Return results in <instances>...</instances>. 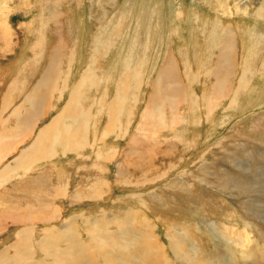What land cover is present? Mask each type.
Masks as SVG:
<instances>
[{"label": "rangeland", "instance_id": "rangeland-1", "mask_svg": "<svg viewBox=\"0 0 264 264\" xmlns=\"http://www.w3.org/2000/svg\"><path fill=\"white\" fill-rule=\"evenodd\" d=\"M53 1L6 0L5 7L0 6L3 14L9 18L11 27L7 29L0 24V28H3L0 29V254L4 251L6 254L3 264H264V19L258 16L261 13L264 16V0H226L224 10H228V6L231 14H224L221 9L217 12L213 10L212 7L216 6L212 3L217 4V0H60V4L54 6L51 5ZM1 2L0 5L3 4ZM236 7L243 10L237 12ZM72 11H77L79 15H76L77 24L83 31L82 35L77 31L72 34L65 25ZM58 12L64 15L57 24L50 17ZM119 13L126 14V18H119L121 21L118 24L121 26L115 23L118 22V18L116 21L115 18L120 16ZM217 13L223 14L225 17L222 18L231 26H234L233 23H242L243 26L240 29L233 27L225 35L213 28L210 36V32H205L208 27H202L199 18L211 21L209 16L215 18L219 16ZM2 19L3 15L0 16ZM43 22L47 23L45 25L49 30L42 25ZM147 23L148 29L144 32L143 27ZM29 24L43 30V39L39 40L41 45L35 44L41 34H32V27H27ZM138 24L142 27H137ZM243 27L248 31L247 35L242 33ZM134 29H137L136 33ZM6 30L12 33L7 34ZM141 31L140 40L135 42ZM96 33L100 41L95 42V48H92ZM217 38L230 41L232 47L228 49L229 46L223 45ZM32 42L41 53L28 66V75L23 76L19 67L29 60V56H33L30 46L23 55L26 44ZM141 43L147 45L145 51L140 50ZM219 43H222L221 47ZM23 56H26L25 61L12 67L14 61L18 64ZM245 56L249 60V63L245 60L247 67L253 66L256 72H248L249 83H246L249 85L242 87L243 91L236 96L241 72L245 70L244 66L241 67L244 62L241 57ZM168 57L178 62L177 77L181 78L180 84L184 82V91L188 92L187 102L182 103V98L174 96L173 81L156 85L162 69L170 61ZM112 60H116V71L111 69L113 66L109 69ZM130 60L133 61V70L136 68L139 72L136 77L133 72L128 76L131 70L125 71V63ZM188 61L190 67L193 66L191 71ZM202 61L208 68L218 71L220 84L215 85L214 78L199 71V67H203L200 66ZM52 63V76L59 73V68L62 73L58 81L54 76L56 88L45 98V102L40 101L46 88L39 82ZM85 64L91 65L86 71L87 75L93 70V75L108 79L106 87L109 93L108 89L103 90L105 86L94 85L93 89L89 86L91 89L85 94L83 89L88 86L84 87L81 94L85 99L80 102L81 109L90 106V100L94 103L95 99L87 96L93 93L96 98L97 92L105 94L102 104L105 103L109 109L120 89L117 82L125 79V83L131 84L129 89L125 87L119 92L121 95L126 93L125 104L118 120L117 116L112 120L113 124L116 121L120 125L116 131L115 128L110 130L107 138H103L102 129L110 125V118L108 114L105 115L106 112L103 113L104 109L96 125L94 121H97V117L94 114L90 116H93L92 122L88 119L87 123L96 126L95 130L98 126L94 132L93 128L87 127V131L83 128L87 133H80L82 128L78 127L75 119V125L78 123L75 129V125H72L75 117L68 112L64 116L63 126L57 125L58 117L64 112L61 108L65 110V104ZM157 90H162L164 99H152V94ZM39 103H43L42 113L36 118L29 117L33 120L28 123L27 116L34 112V107ZM87 107L82 109L84 113ZM51 125L56 127V131L51 130L53 133L49 135L55 136L61 133V129L62 133L69 130L74 136L71 140L76 147L71 142L75 149L70 146L68 148L72 150L67 148L64 151L58 143L50 155L48 147L53 137L43 147L49 158L19 166L18 159L28 152L31 145L37 144L39 132ZM122 125L124 127L120 129ZM92 134H99V139L93 142ZM78 137L86 140L80 141ZM87 141L92 143L88 142L90 146L87 143L85 148ZM103 154L109 157L107 161ZM65 165L70 167L71 172L55 182L54 168ZM95 170L100 173V185L103 183L104 191L99 197H92L94 194L91 195L86 180V176L91 177ZM197 175L214 182L212 189L195 182L192 177ZM190 184L194 187L189 188ZM217 185H224L226 193L222 189H214ZM73 191H79L81 202L71 203ZM199 191L206 195L205 198ZM69 193L72 194L68 196ZM243 202L248 203L249 211L242 206ZM236 210L241 211L242 216ZM128 220L136 236L127 241L125 239L129 238L124 237L122 232L127 224L121 225L120 222ZM69 222L79 237L89 243L88 250L81 256L68 248L69 239L65 231ZM173 225L182 230L179 238L186 257L177 258L171 246L169 235L173 233ZM142 232L151 235L149 243L152 250L145 240L139 239L137 242L136 237ZM89 233L94 239L92 242ZM100 235L112 236L115 243L108 240L104 248L100 247L97 241ZM128 245L130 248H127Z\"/></svg>", "mask_w": 264, "mask_h": 264}, {"label": "bare ground", "instance_id": "bare-ground-1", "mask_svg": "<svg viewBox=\"0 0 264 264\" xmlns=\"http://www.w3.org/2000/svg\"><path fill=\"white\" fill-rule=\"evenodd\" d=\"M156 1V0H155ZM4 2H6V0H2V2L1 3H3L2 5H0V6H3V7H5L4 5ZM158 3H159V1H158ZM56 4H60V0H54L52 3H51V5H56ZM130 5H131V3H129ZM214 6H216L215 8L214 7H212V9L213 10H215L216 12H217V10H220L221 9V11L225 14V13H227V14H231V10L229 9V7L227 6V9L228 10H224L225 9V7H226V0H217V4H215V2L214 3H212ZM222 5H225V6H222ZM55 7H58V6H55ZM119 7V6H118ZM185 8V7H184ZM236 9H237V12H239V11H241V10H243V9H241V8H239V7H236ZM1 10H3L2 8L0 9V16H2L3 15V19L2 20H0V24H2V25H4V28H7V29H11V27H9V23H8V19H7V17H6V15L5 14H3V11H1ZM7 10V9H6ZM187 9H185L184 11H186ZM119 11V10H118ZM125 11V10H124ZM145 11V9L143 10V12ZM246 11H247V8H246ZM51 12V11H50ZM115 12V11H114ZM143 12H142V14H143ZM152 12V11H151ZM179 12L180 13H182V11L181 10H179ZM193 12H194V10H193ZM54 13H57L56 11L54 12ZM122 13V12H121ZM234 13V12H233ZM105 14H107V13H105ZM104 14V15H105ZM114 14V13H113ZM112 14V15H113ZM133 14V13H132ZM193 14V13H192ZM201 14V13H200ZM203 14V13H202ZM217 14H219V16L217 15V16H215V18H213L212 16H209L210 18L209 19H211V21L210 20H208V21H206V19H204V18H202V17H200L199 18V21H201L202 22V24H201V26L202 27H208V29H205V28H203V30L205 29V32H210L209 33V35L211 34V31H212V29L213 28H215V29H217L222 35H225L227 32H230L231 30H232V28L233 27H238L239 29L241 28V25H242V23H237V24H234L233 23V25L234 26H231V24H230V22L228 23V21L226 20H224L223 18H222V16H224L223 14H220V13H217ZM64 14H62L61 12H58V14H54V15H52L50 18H51V20H55V22L58 24V22L60 21V18H61V16H63ZM76 15H78L77 14V11H72L71 12V16L69 15V19L67 20V21H65V25L67 24V28H68V30H70L71 32H72V34H73V31H75V33H77V34H79V35H82V29H79L80 27H79V25L77 24V20H78V18H77V16ZM108 15V14H107ZM115 15H118V14H115ZM119 15H120V13H119ZM118 15V16H119ZM126 14H123V15H120L119 17H116L115 18V21H116V19L118 18V22H115L118 26H121L120 24H118L119 23V21H121L122 20V18H126V16H125ZM205 15V14H204ZM234 15V14H233ZM79 16V15H78ZM144 16V15H143ZM196 18H197V13H196ZM199 16H201V15H199ZM259 16V18H261V19H264V16H263V14L261 13V14H259L258 15ZM107 17V16H106ZM111 17V16H110ZM109 17V18H110ZM141 17V16H140ZM225 17V16H224ZM49 18V19H50ZM58 18V19H57ZM113 18V17H112ZM111 18V19H112ZM121 20H120V19ZM94 19V18H93ZM108 19V18H107ZM106 19V20H107ZM114 19V18H113ZM148 19H149V17H148ZM218 19H220V21H218ZM143 20V19H142ZM151 20V19H150ZM62 21V20H61ZM113 21V20H112ZM148 21V20H147ZM235 22V21H234ZM236 22H238V21H236ZM61 23H63V22H61ZM31 24H33V22L31 23ZM31 24H29L27 27H32V28H30L31 29V33L32 34H34V33H36V32H38L39 34H41L40 36H38L37 37V41L35 42V44H37V45H41L42 43L39 41L40 39H43V35H44V32H43V30L41 29V28H39V27H35L34 25L33 26H31ZM45 24H47V23H45V22H43V24L42 25H44L45 27H46V25ZM110 24H113V23H111L110 22ZM117 25H115V27L117 26ZM141 25L142 26H144V24H142L141 23ZM141 25H139L138 24V26L137 27H140ZM111 27H112V25H110ZM110 26H108L109 28H110ZM117 26V27H118ZM141 26V27H142ZM243 26V25H242ZM1 27V26H0ZM48 27H50V26H48ZM103 27V26H102ZM155 27V26H154ZM201 27V28H202ZM92 28V27H91ZM119 28V27H118ZM144 28V32H146V30L148 29V23L145 25V27H143ZM152 28V27H151ZM0 29H3V28H0ZM46 29H48L47 27H46ZM104 29V28H103ZM108 29V28H107ZM120 29V28H119ZM124 28H122L121 30H123ZM140 29V28H139ZM152 29H154V28H152ZM191 29V28H190ZM44 30H45V28H44ZM49 30V29H48ZM84 30V29H83ZM102 30V29H101ZM135 30V29H134ZM137 30V29H136ZM136 30H135V33H136ZM242 30H244L242 33H244L245 35H247L248 34V31L243 27V29ZM241 30V31H242ZM7 31V30H6ZM77 31V32H76ZM92 31V30H91ZM108 31V30H107ZM5 32V31H4ZM52 32V31H51ZM70 32V33H71ZM102 32V31H101ZM104 32V31H103ZM190 32V31H189ZM217 32V31H216ZM12 32L10 31V32H8L7 31V34H11ZM50 33V32H49ZM116 33V32H115ZM138 33V32H137ZM200 33V32H199ZM215 33V32H214ZM99 34H100V32H99ZM103 34V33H102ZM117 34H118V32H117ZM143 34V32L141 31L139 34H138V36L135 38V36H134V38H135V42H137V40H140V38H141V35ZM215 34H217V33H215ZM46 36L45 37H48L47 36V34H45ZM78 35V36H79ZM104 35V34H103ZM206 35H207V33H206ZM102 36V35H101ZM115 36V35H114ZM118 36H121V34H119ZM117 36V37H118ZM125 36V35H124ZM211 36V35H210ZM218 36V35H217ZM217 36H215V37H217ZM93 37H94V42H93V46H91L92 48H95V42H99L100 41V36L96 33L95 34V36L93 35ZM103 37V36H102ZM123 37V36H122ZM121 37V38H122ZM219 37V36H218ZM221 37V36H220ZM219 37V38H220ZM236 37V36H235ZM119 38V37H118ZM201 38V37H200ZM219 38H217V39H219ZM221 38H223V37H221ZM80 39H81V37L79 38V41H80ZM102 39V38H101ZM212 39V38H211ZM210 39V40H211ZM106 40H108V39H106ZM105 40V41H106ZM220 41H222L221 39H219ZM219 40H218V42H219ZM212 41V40H211ZM236 41V40H235ZM247 41V40H246ZM5 42V41H4ZM107 42V41H106ZM134 42V43H135ZM139 42V41H138ZM144 42V41H143ZM191 42V41H190ZM208 42V41H207ZM213 42V41H212ZM107 43H109V42H107ZM150 43V42H149ZM199 43H200V41H199ZM202 43V42H201ZM214 43V42H213ZM222 43H224L223 45H228L229 46V48L228 49H230L231 47H232V43H230V41H222ZM221 43V44H222ZM35 44L32 42V44H29V43H27L26 44V47H25V52H23V55H25V53H26V51H27V49H28V46H30V49H32L33 51V56L32 57H30L29 56V60L28 61H25V59H26V56H23L20 60H22V61H20L18 64H17V62L16 61H14V64H12V67H17V66H19V65H21L24 61V63L19 67L20 68V72H22V74H23V76H26V75H28V70H30V69H28V66H30L31 64H33L34 63V61L40 56V53H41V51L40 52H38L37 50H36V48H35ZM136 44V43H135ZM138 44V43H137ZM147 44V43H146ZM221 44L219 43V45H220V47H221ZM140 45V50H144V49H147L148 47H147V45H144V44H139ZM211 45V44H210ZM215 45V44H214ZM33 46V47H32ZM136 46V45H135ZM149 46V45H148ZM157 46V45H156ZM200 46V45H199ZM241 46H243L244 47V49L247 47V44H246V47H245V45H241ZM42 47V46H41ZM201 47V46H200ZM217 47V46H216ZM224 46H222V48H223ZM234 47V46H233ZM242 47V48H243ZM151 48V47H150ZM210 48V47H209ZM215 48V47H214ZM249 48H251V47H249ZM207 49V48H206ZM211 49V48H210ZM226 49V48H225ZM236 49V48H235ZM241 49V48H240ZM243 49V50H244ZM92 50V49H91ZM135 50V49H134ZM204 50H205V46H204ZM209 50V49H208ZM217 50L219 51V48H217ZM242 50V51H243ZM136 51H138V50H136ZM145 51V50H144ZM211 51H213V49L211 50ZM224 51V50H223ZM247 51H248V49H247ZM34 52H35V56H34ZM139 52V51H138ZM228 52V51H227ZM230 52V51H229ZM228 52V54H230ZM250 52V51H249ZM28 53V52H27ZM140 53V52H139ZM145 53V52H144ZM182 53V52H181ZM210 53V52H209ZM219 53V52H218ZM146 54V53H145ZM215 54H216V52H215ZM240 54V53H239ZM251 54V53H250ZM250 54H248V56H250ZM79 55V54H78ZM140 55V54H139ZM142 55V54H141ZM199 55V54H198ZM218 55V54H217ZM222 55H223V53H222ZM242 55V54H241ZM132 56V55H131ZM145 56V55H144ZM143 56V57H144ZM173 56V55H172ZM181 56V55H180ZM216 56V55H215ZM226 56V55H225ZM242 56H244V55H242ZM167 57V56H166ZM174 57V56H173ZM212 57V56H211ZM246 57V58H245ZM244 58L243 57H241V60L243 61L244 60V62H243V64L241 65V67L242 66H244L245 67V70H244V72H241L242 73V76L240 77V79H239V82H238V88H237V91L235 92V95L236 94H239L241 91H243L241 88L242 87H244V86H246V85H249L248 83H249V81H247L248 80V77L246 76L247 74H248V72L249 71H251L252 73L253 72H256V69L254 68L253 69V66L252 67H247V65H246V62H248L247 61V56H245ZM251 57V56H250ZM169 58V57H168ZM167 58V59H168ZM191 58V57H190ZM243 58V59H242ZM129 59H130V56H129ZM128 59V60H129ZM198 59H200V58H198ZM206 59V58H205ZM217 59V58H216ZM239 59V58H238ZM160 60V59H159ZM169 63H167L168 65H165L164 66V68L162 69V73H161V75H160V77L157 79V82H156V85L158 84V83H168V81H171V83H173L174 82V84H175V88H173L172 90L174 91V96L176 97V98H182V103L184 102V101H186L187 102V99H188V92L186 91H184V82H181V84L179 83V81H181V78L179 77V79H178V71H176V64L178 63L177 61H176V59L174 58L173 60H171L170 58H169ZM191 60H193V58L191 59ZM224 60V59H223ZM229 60H231L230 58H229ZM245 60H246V62H245ZM113 61V60H112ZM110 61L111 62V64H110V67H109V69L111 68V69H114V71H116L115 69H117L116 68V60L115 61ZM135 61V60H134ZM190 61V60H189ZM189 61H188V68L190 69H192V67H190V64H189ZM205 61V60H204ZM217 61V60H216ZM220 61V60H219ZM132 60H130V61H126V63H125V71L126 70H131L129 73H128V76L133 72V74H134V77H136V76H138L139 75V72H138V70L136 69V68H134V70H133V67H132ZM185 62V61H184ZM191 62V61H190ZM209 62V61H208ZM92 63V62H91ZM249 63V62H248ZM130 64H131V66H130ZM209 64V63H208ZM223 64H224V62H223ZM229 64V63H228ZM184 65V64H183ZM216 65V64H215ZM231 65V64H230ZM11 66V65H10ZM85 67H83L82 68V70L80 71V77H79V79H77L78 81H77V83L75 84V89L73 90L72 89V94L70 95V99H69V101H67V103L65 104L66 106H65V110H63V108H61L62 109V111H64L63 112V114L61 115L60 114V116L61 117H58V124L57 125H61V126H63V121L65 120V115L67 116V113L66 112H68V114L70 115V116H74L75 118H73L74 120H73V123L72 122H70L69 120V122L70 123H72V125L74 124L75 125V123H74V121H75V119H76V121L79 123H77L78 124V127H80V128H82V131H80V133H82V132H86L88 129H87V127L89 128L90 127V129H94L96 126H92V124L90 125V123L88 124L87 122H88V119H89V121H91V119L93 118V116H92V118L90 117L91 115H95L96 117H97V121L95 122L94 121V125H96L97 124V122H98V120H99V118H100V116H101V113H102V110H103V113L104 112H106V114L105 115H107L109 118H110V121L108 122L110 125H106V127L104 128V130L102 129V131H103V133H102V131H100L102 134H103V138H107V137H109L110 136V133H111V131L110 130H114V128H115V131L118 129V127H119V125H117L116 124V121H115V123L113 124V121L114 120H112L114 117L116 118V116H117V120H118V115H120L121 114V112H122V110H123V107H124V104H125V95H126V93H125V95H121L119 92H121V90H123L125 87L126 88H130V86H131V84L130 83H125V79L124 80H119L118 82H117V86L120 88V89H118L117 90V97H116V99L114 100H112L111 101V104H110V107H109V109H107L106 107H105V103H103L102 104V102L103 101H105V100H103L104 99V97H105V94L102 92L101 94H98V92H97V96H96V98L94 97V94L93 93H90V95H89V97L87 96V98H92V100L93 99H95L94 100V103L90 100V103H89V105L90 106H86L87 107V111L84 113L83 112V108H85L86 109V107L85 106H83L82 107V109H81V107H80V102L81 101H84V96L81 94V91H83V90H85L86 92H84L85 94L89 91L88 89H91L92 87L94 88V85H96V86H105V88L103 89V90H105V89H108V93H109V88H107L106 87V82H107V80L108 79H105V78H102L101 76L99 77V76H97V75H93V70H90L89 72H88V74L89 75H87L86 73V71H87V69H89L90 67H91V65H89L88 66V64H85L84 65ZM108 66V65H107ZM200 66H203V67H199L200 68V70L199 71H201L202 73H207L206 75L207 76H209V78H214L215 80H216V84L215 85H217V83H219L220 84V80H219V76H218V74H217V72L215 71V69H213L212 70V68L211 67H209L208 68V66H206V64H204L203 63V61H202V63H200ZM232 66V65H231ZM239 66V65H238ZM24 67V68H23ZM52 67H53V63L50 65V68L49 69H47L46 68V70L43 72V75H42V77H41V80H40V82H39V85H42L43 87H45L46 88V90H45V93L43 94V97H41V99H40V101H44L45 100V98L46 97H48V95L50 94V93H52V91H53V89H55L56 87H54V85L57 83V82H55L54 81V76L55 77H57V81L59 80V78H60V76H61V73L62 72H60L61 70H59L58 68V71H59V73H57V74H54V76H52V74H51V72H50V70H52ZM131 67H132V69H131ZM217 67V66H216ZM229 67V66H228ZM234 67V66H233ZM130 68V69H129ZM213 68H214V66H213ZM225 68V67H224ZM229 68H231V67H229ZM235 68V67H234ZM173 69V70H172ZM191 69H190V71H191ZM225 69H227V68H225ZM237 69V68H236ZM252 69H253V71H252ZM104 70V69H103ZM122 70V69H121ZM183 70V69H182ZM223 70V69H222ZM228 70V69H227ZM238 70V69H237ZM255 70V71H254ZM95 71V70H94ZM198 71V72H199ZM71 72V71H70ZM180 72V71H179ZM127 73V72H126ZM21 74V75H22ZM184 74H185V72H184ZM203 74V75H204ZM224 74V73H223ZM230 74V73H229ZM238 74H239V72H238ZM256 74V73H255ZM74 75V74H73ZM132 75V74H131ZM186 75V74H185ZM236 75V74H235ZM52 76V77H51ZM255 76V75H254ZM253 76V77H254ZM113 77V76H112ZM111 77V78H112ZM125 77H127V75H125ZM224 77V76H223ZM221 78V77H220ZM226 78V77H225ZM238 78V77H237ZM123 79V78H122ZM189 79L191 80V78L189 77ZM227 79V78H226ZM193 80V79H192ZM211 80V79H210ZM65 81H66V79H65ZM104 81H105V83H104ZM112 81V80H111ZM173 81V82H172ZM194 81V80H193ZM238 81V80H237ZM246 81L248 82V83H246ZM67 82H68V80H67ZM102 82V83H101ZM195 82V81H194ZM223 82V81H222ZM234 82H236V80L234 81ZM37 83V82H36ZM100 83V84H99ZM65 84H67V83H65ZM178 84H180V85H178ZM214 84V83H213ZM224 84V83H223ZM12 85H14V84H12ZM16 85V84H15ZM68 85V84H67ZM108 85H109V82H108ZM140 85V84H139ZM225 85V84H224ZM17 86V85H16ZM41 86V87H42ZM64 86V85H63ZM66 86V85H65ZM86 86H88L87 87V89H83L84 87H86ZM89 86H91V88L89 87ZM185 86H187V85H185ZM202 86H203V84H202ZM219 86V85H218ZM217 86V87H218ZM226 86H227V84H226ZM13 87V86H12ZM162 87V86H161ZM225 87V86H224ZM60 88H62L61 86H60ZM92 88V89H93ZM99 88V87H98ZM170 88V87H169ZM218 88H220V87H218ZM217 88V89H218ZM223 88V86L221 87V89ZM235 88V87H234ZM15 89H17V88H15ZM42 89V88H41ZM62 89H64V88H62ZM83 89V90H82ZM215 89V88H214ZM228 89V88H227ZM229 89H230V87H229ZM250 89V88H249ZM65 90V89H64ZM64 90L62 91V92H64ZM67 90V89H66ZM88 90V91H87ZM218 90H220V89H218ZM223 90V89H222ZM222 90H221V92H222ZM247 90V89H246ZM245 90V91H246ZM61 91V90H60ZM156 91V90H155ZM164 91V90H163ZM239 91V92H238ZM70 92V93H71ZM171 93H173L172 91H171ZM88 94V93H87ZM230 94H232V93H230ZM229 94V95H230ZM61 95H62V93H61ZM157 95H159L158 97H157ZM234 95V94H233ZM241 95V94H240ZM180 96V97H179ZM237 96V95H236ZM54 97V96H53ZM162 98V90H157V93L155 92V93H153L152 94V99H154V100H156L157 98ZM86 98V99H87ZM162 99H164V98H162ZM262 99V98H261ZM89 100V99H88ZM200 100V99H199ZM233 100H235V102H236V98L234 97V99ZM45 102V101H44ZM43 102V103H44ZM43 103H39L38 105H36V107H34V112L33 113H30V116H27V119H29V117H31V118H34V116H35V118L36 117H38V115H40L41 113H42V107H43ZM107 103V102H106ZM152 103H153V101H152ZM95 104V105H94ZM98 104V105H97ZM92 105H94V107H97L96 109H94V107H92ZM97 105V106H96ZM246 105H248V104H246ZM34 106V105H33ZM250 106V105H249ZM247 107V106H246ZM109 110V111H108ZM92 113V114H91ZM58 115V114H57ZM26 118V117H25ZM24 118V119H25ZM68 117H66V119H67ZM95 118V117H94ZM21 119V118H20ZM69 119H70V117H69ZM102 119V118H101ZM26 120V119H25ZM31 120H33V119H31ZM30 119L28 120V123H29V121H31ZM93 120V119H92ZM95 120V119H94ZM24 121V120H23ZM53 121V120H52ZM101 121V120H100ZM123 120H121V122H122ZM200 121V120H199ZM33 122V121H32ZM55 122V121H54ZM92 122V121H91ZM52 123V122H51ZM56 123V122H55ZM66 123V122H65ZM100 123V122H99ZM105 123V122H104ZM123 123V122H122ZM24 124H25V122H24ZM67 124V123H66ZM76 124V125H77ZM113 124V125H112ZM199 124H200V122H199ZM52 125H53V123H52ZM47 126V128H45V129H42V131L41 132H39V135H38V137H37V139H36V142H37V144L36 145H38V146H36L35 144H33V145H31L28 149V152L23 156V157H21L20 159H18V165L20 166V165H22V164H30V165H32V164H34V162L37 160V161H39V160H41V162H43L44 160H46L47 159V157L49 158V156L50 155H52V152H51V150L53 149L54 150V147H56V146H58V143H60L61 145H59V146H61L62 148H63V150L64 151H67V148L68 147H70V146H72L73 144H75V146L74 147H76V143L74 142V141H72L71 140V138L72 137H74L73 135L71 136V133H69L67 130L65 131V133H62L63 132V130L61 129V127H60V132L61 133H57V132H55L54 134H56L57 133V135H49V134H51V132L53 133V131H51V130H55L56 131V127L55 126ZM72 125H70L69 124V126H71L72 127ZM76 125L74 126L75 127V129H76ZM171 125V124H170ZM191 125V124H190ZM27 126V125H26ZM67 126V125H66ZM69 126H68V128H69ZM102 126V125H101ZM117 126V127H116ZM30 127V126H29ZM70 127V128H71ZM122 127H124V125H122L121 127H120V129L122 128ZM58 128V127H57ZM67 128V129H68ZM69 128V129H70ZM73 128V127H72ZM83 128L84 129H86V131L84 130L83 131ZM75 129H74V131H75ZM71 130V129H70ZM80 129L78 128V131H79ZM96 130H98V126H97V128H96ZM95 129L92 131V132H94V131H96ZM58 131H59V129H58ZM73 131V132H74ZM78 131H76V132H78ZM91 131V130H90ZM72 132V133H73ZM75 132V133H76ZM99 132V133H100ZM121 132V131H120ZM8 133H9V131H8ZM79 133V132H78ZM87 133V132H86ZM1 134V133H0ZM89 134V133H88ZM75 135H77V136H79V134H75ZM83 136H84V134H82ZM90 135H91V133H90ZM93 135V137H91L92 139L91 140H93V142L94 141H97V139H99V134H96V136H94V134H92ZM54 137V139H53V142H51L52 140V138ZM55 137H57L56 139H55ZM82 136H80V138H81ZM112 137V136H111ZM2 138V135H1V137H0V139ZM36 138V137H35ZM76 138V137H75ZM79 138V137H78ZM79 138V139H80ZM87 138H88V136H87ZM102 138V137H101ZM74 139V138H73ZM5 140V139H4ZM4 140H2V142H4ZM48 140L51 142V145H49V147H48V149H50L49 150V152H51V154L48 156V155H46L45 154V152H44V149H43V147H45V142L47 141L48 142ZM82 139H80V141H81ZM86 140V139H85ZM85 140H82V141H85ZM108 140V139H107ZM74 142L73 144H72V142ZM79 141V142H80ZM2 142H1V144H2ZM46 142V143H47ZM89 141H87L86 143H85V148H86V144L88 143ZM102 142H103V139H102ZM106 142V141H105ZM187 142V141H186ZM84 143H83V147H84ZM90 143V142H89ZM88 143V145L90 146V144L92 143H90L89 144ZM104 143V142H103ZM4 144V143H3ZM2 144V145H3ZM48 144V143H47ZM170 144V143H169ZM173 144V143H172ZM8 145V144H7ZM80 145H82V144H80ZM97 145V144H96ZM118 145V144H117ZM34 146H36V147H34ZM89 146H87V147H89ZM95 146V145H94ZM93 146V147H94ZM73 147V146H72ZM73 147V149H75ZM80 147V146H79ZM77 149H78V147H77ZM89 149V148H88ZM90 149H92V148H90ZM68 150H69V148H68ZM70 150H72V148L70 149ZM69 150V151H70ZM79 150H80V148H79ZM102 150V149H101ZM74 151V150H73ZM48 153V152H47ZM75 153H76V151H75ZM80 153H81V150H80ZM83 153V152H82ZM77 155H79L78 153H76ZM54 155V154H53ZM84 155V154H83ZM99 155V154H98ZM104 155V154H103ZM89 156V155H88ZM101 156V155H100ZM99 156V158H101ZM110 156V155H109ZM113 157V155H111V158ZM80 158V157H79ZM79 158H78V160H79ZM86 158V157H85ZM88 158V157H87ZM104 158H105V160L107 161V159H109V157H106L105 155H104ZM80 160H81V162H82V159L80 158ZM85 160V159H84ZM53 161V160H52ZM71 161H73V160H71ZM76 161V160H75ZM74 161V162H75ZM54 162V161H53ZM78 162V161H77ZM81 162H78V163H81ZM77 163V164H78ZM18 165H16L19 169H20V167L18 166ZM68 165V164H67ZM207 165L209 166V164L207 163ZM23 166H25V165H23ZM58 166V165H57ZM83 166V165H82ZM225 166V165H224ZM25 167H27V166H25ZM77 167V166H76ZM84 167V166H83ZM92 167H94V166H92ZM96 167V166H95ZM94 167V168H95ZM101 167V166H100ZM22 168V167H21ZM79 168V167H78ZM209 168V167H208ZM212 168V167H211ZM10 169V168H9ZM56 171L55 172H53V175H54V181L55 182H59L60 181V179H62V177H64V175H67V174H69L71 171H70V167H66V165L64 166V167H60L59 169H56V168H54ZM82 169V168H81ZM93 169V168H92ZM97 169V168H96ZM106 169V167H104L103 166V170H105ZM119 169L121 170L122 168L121 167H119ZM118 169V170H119ZM59 170V171H58ZM74 170V169H73ZM99 170V172L101 171V173L103 172V170H101V169H97V171ZM30 171V170H29ZM70 171V172H69ZM96 170L94 171V174L91 176V177H89L88 175L86 176V180L88 181V187H89V190H90V192H91V195L92 194H94L92 197H95V196H101V192H102V185H103V183H101V185H100V183H99V180H100V173H98ZM205 172V171H204ZM225 172V174H227V172L226 171H224ZM99 174V175H98ZM165 174V173H164ZM71 175H73V174H71ZM125 175V174H124ZM220 175V174H219ZM224 175V174H223ZM42 176V175H41ZM62 176V177H61ZM216 176H218V175H216ZM225 176V175H224ZM223 176V177H224ZM43 177V176H42ZM71 177V176H70ZM45 178V177H44ZM52 178V179H53ZM193 179H195L194 181L195 182H198V183H200V184H203V185H206L209 189H212V184L214 183V182H208L207 180H205L203 177H198V175L197 176H194V177H192ZM218 178V177H217ZM220 178H222L221 176H220ZM199 179V180H198ZM224 179H225V177H224ZM105 180V179H104ZM103 180V181H104ZM222 180V179H221ZM70 181V180H69ZM32 182H34V181H32ZM81 182V181H80ZM85 182V181H84ZM105 182V181H104ZM220 182V181H219ZM223 182H224V180H223ZM222 182V183H223ZM227 183H230V181L229 182H227ZM105 184V183H104ZM85 185H86V183H85ZM107 185V184H106ZM59 186V185H58ZM191 186H193L194 187V185L192 184H190L189 185V188L191 187ZM87 188V187H86ZM99 188V189H98ZM214 189H218V190H220V189H222V191L224 192V193H226V190L224 189V185H217V187L216 188H214ZM230 189V188H229ZM84 191H85V189H84ZM104 191V190H103ZM150 191V190H149ZM75 191H73L72 193H69L68 194V196L69 195H71V203H75V202H77V203H79V202H81V200H79V197H80V193H79V191H77V192H75ZM80 192H83V191H80ZM200 192V191H199ZM219 192V191H218ZM86 193V192H85ZM105 193V192H104ZM103 193V194H104ZM201 193V195H203V197L205 198V194H203L202 192H200ZM205 193V192H204ZM220 193V192H219ZM243 193V192H242ZM241 193V194H242ZM84 194V193H83ZM144 194V193H143ZM217 195V194H216ZM87 196V195H86ZM140 196H142V195H140ZM208 196V195H207ZM171 197V196H170ZM212 197L213 196H211V198L210 199H212ZM58 198V197H57ZM83 198V197H82ZM81 198V199H82ZM207 198V197H206ZM83 199H85V198H83ZM209 199V198H208ZM57 200V199H56ZM75 200V201H74ZM77 200H79V201H77ZM143 200V199H142ZM240 200V199H239ZM107 201V200H106ZM21 202V201H20ZM144 202V201H143ZM240 202H241V200H240ZM70 203V202H69ZM122 203V202H121ZM244 205V207H246V209H247V206H248V203H245V202H243L242 203V206ZM117 206H120V205H117ZM121 207V206H120ZM231 207V206H230ZM171 208V207H170ZM123 209V208H122ZM235 209V208H234ZM248 211H249V209H247ZM84 211V210H83ZM91 211H93V210H91ZM98 211V210H97ZM237 211V210H236ZM254 211V210H253ZM256 211V210H255ZM88 213V212H87ZM233 213V212H232ZM237 213H239L240 214V216H242V212L241 211H237ZM236 213V214H237ZM83 215L85 214L84 212L82 213ZM81 214V215H82ZM89 214H90V212H89ZM87 215V214H86ZM33 217V216H32ZM79 217H81V216H79ZM133 217H134V215H133ZM258 217V216H257ZM257 217H255V218H257ZM77 220V219H76ZM250 220V219H249ZM70 221H72V220H70ZM78 221V220H77ZM129 221V222H128ZM127 222H120V224L122 225V224H127V226L126 227H124V229L122 230V232L124 233V237H126V238H129V239H125V240H130V238H134L136 235H135V233H133V229L131 228V222H130V220H128ZM146 221H147V219H146ZM77 223V222H76ZM79 223V222H78ZM256 224V223H255ZM261 224V223H260ZM124 226V225H123ZM78 228V227H77ZM65 229V228H64ZM186 229V228H185ZM234 230V229H233ZM171 231H173V233L171 234V235H169L170 236V242H171V246H172V248L174 249V252H175V255H176V257L177 258H179V257H181V256H185L184 255V253H185V249L183 248V242L181 241V239L179 238V235L182 233L181 231L182 230H180L178 227H174V225H173V227H172V230ZM66 236H67V238L69 239V244H68V248L69 249H71V252L72 253H74L75 251H76V254L78 253L80 256L84 253V251H87L88 249H87V246H89V243H87L86 241H85V238H80L79 237V234L77 233V231L75 230V229H73V226H72V223L71 222H69V224H67L66 225ZM64 232V233H65ZM89 232V231H88ZM93 232V231H92ZM95 232V231H94ZM187 231H184V233H186ZM247 233H248V231H246ZM87 233V232H86ZM131 233H133V235H130ZM104 234V233H103ZM117 234V233H116ZM110 235V234H109ZM215 235V234H214ZM23 236V235H22ZM21 236V237H22ZM81 236H83V235H81ZM89 236H90V242H92L94 239L91 237V235H90V233H89ZM93 236V235H92ZM112 236H114V234L112 235ZM112 236H107V235H105V236H102L101 237V235L100 236H97V241H98V243L99 244H101L100 245V247H102V248H104L105 246H106V244H107V242H108V240H112L111 241V243L114 241L113 239V237ZM139 237H136L137 239H138V241L137 242H139L140 240L139 239H142V240H145V243H147V245L150 247V250H152L151 249V244L149 243V240L151 239V235L149 236L148 235V232H146V233H143L142 232V235H138ZM153 236V235H152ZM182 236V235H181ZM184 236H186V235H184ZM95 237V236H94ZM182 238V237H181ZM21 239V238H20ZM65 239V238H64ZM119 239V238H118ZM27 241V240H26ZM29 241V240H28ZM57 241V240H56ZM132 241H134V240H132ZM132 241H130V243L132 242ZM117 242V241H116ZM135 242V241H134ZM113 243H115V241L113 242ZM129 243V242H128ZM144 243V244H145ZM119 244V243H118ZM97 245V244H96ZM146 245V244H145ZM19 246V245H18ZM25 246V245H24ZM129 246V245H128ZM99 247V246H98ZM114 247V246H113ZM153 247V246H152ZM127 248H130V246L129 247H127ZM68 249V250H69ZM114 249V248H113ZM72 250H74V251H72ZM147 250H148V248H147ZM191 250V249H190ZM114 251V250H113ZM193 251V250H192ZM25 252V251H24ZM100 252V251H99ZM152 252V251H151ZM56 253H58V252H56ZM82 253V254H81ZM98 253V252H97ZM104 253V252H103ZM108 253H110V251H108ZM108 253H106V254H108ZM228 253V252H227ZM111 254V253H110ZM66 255V254H65ZM86 255V254H85ZM103 255V254H102ZM112 255H113V253H112ZM134 255V254H133ZM188 255H189V253H188ZM199 255V254H198ZM249 255V254H248ZM71 256H72V254H71ZM106 256V255H105ZM106 257H108V255L106 256ZM106 257H105V259H106ZM114 257V256H113ZM186 257V256H185ZM189 257V256H188ZM191 257V256H190ZM69 258V257H68ZM75 258V257H74ZM135 258V257H134ZM136 258H137V256H136ZM138 258H139V254H138ZM142 258V257H141ZM5 259H6V254H5V251L4 252H2L1 254H0V264H3L4 262H5ZM182 259H184V257L182 258ZM27 260V259H26ZM69 260H70V258H69ZM116 260V259H115ZM135 260V259H134ZM133 260V261H134ZM186 260V259H185ZM208 260V259H207ZM93 260H91V262H92ZM100 261V260H99ZM108 261V260H107ZM122 261V260H121ZM189 261V260H188ZM102 262L104 263V261L102 260ZM114 262V261H113ZM205 262V261H204ZM210 262V261H209ZM99 263V262H98ZM117 263V262H116ZM185 263V262H184ZM206 263H208L207 261H206ZM67 264V263H66ZM96 264V263H95ZM108 264V263H107ZM110 264V263H109ZM202 264H204V263H202ZM208 264H210V263H208Z\"/></svg>", "mask_w": 264, "mask_h": 264}]
</instances>
